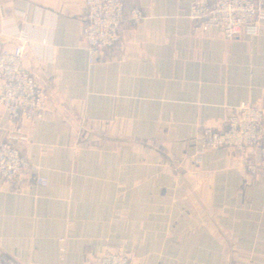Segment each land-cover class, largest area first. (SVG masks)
Listing matches in <instances>:
<instances>
[{
  "label": "crops",
  "instance_id": "0c3cea01",
  "mask_svg": "<svg viewBox=\"0 0 264 264\" xmlns=\"http://www.w3.org/2000/svg\"><path fill=\"white\" fill-rule=\"evenodd\" d=\"M123 2L144 20L125 22L121 48L89 65L85 0H0V47L23 32L51 92L47 112L23 122L35 170L20 192L0 191V253L18 264H95L105 253L264 264V168L246 170L259 151L201 141L242 103H264V21L225 41L194 33L192 0ZM8 126L0 106V139Z\"/></svg>",
  "mask_w": 264,
  "mask_h": 264
},
{
  "label": "built area",
  "instance_id": "2783aa9c",
  "mask_svg": "<svg viewBox=\"0 0 264 264\" xmlns=\"http://www.w3.org/2000/svg\"><path fill=\"white\" fill-rule=\"evenodd\" d=\"M264 0H192L189 19L196 35L211 34L225 41L255 36L264 21ZM145 18L139 7L128 17L123 0H85V18L81 39L86 47L89 65L105 61L108 52L121 48L120 35L124 23L135 29ZM27 41L23 32L14 42L0 47V106L9 118L8 132L0 139V191H21L24 177L34 171L22 153L28 141L23 122L33 121L47 112L51 92L33 74L26 56ZM204 150L230 149L237 153L258 150L260 163H248L246 170L253 176L264 168V103H242L224 120L202 131ZM36 186L47 181L37 179ZM65 250H61L64 254ZM128 254L105 253L95 264H133ZM0 264H18L0 253Z\"/></svg>",
  "mask_w": 264,
  "mask_h": 264
}]
</instances>
